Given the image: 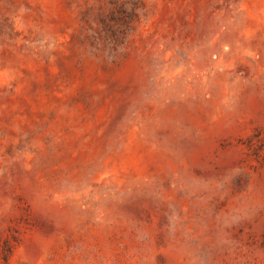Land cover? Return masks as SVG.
<instances>
[{
	"label": "rangeland",
	"instance_id": "rangeland-1",
	"mask_svg": "<svg viewBox=\"0 0 264 264\" xmlns=\"http://www.w3.org/2000/svg\"><path fill=\"white\" fill-rule=\"evenodd\" d=\"M0 264H264V0H0Z\"/></svg>",
	"mask_w": 264,
	"mask_h": 264
}]
</instances>
